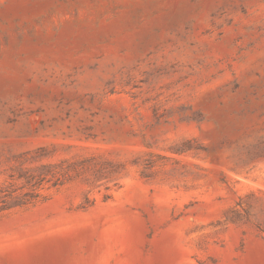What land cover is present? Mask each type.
I'll return each instance as SVG.
<instances>
[{
	"label": "rangeland",
	"instance_id": "1",
	"mask_svg": "<svg viewBox=\"0 0 264 264\" xmlns=\"http://www.w3.org/2000/svg\"><path fill=\"white\" fill-rule=\"evenodd\" d=\"M0 191V264H264V0H0Z\"/></svg>",
	"mask_w": 264,
	"mask_h": 264
},
{
	"label": "trees",
	"instance_id": "2",
	"mask_svg": "<svg viewBox=\"0 0 264 264\" xmlns=\"http://www.w3.org/2000/svg\"><path fill=\"white\" fill-rule=\"evenodd\" d=\"M90 161L85 160L83 162ZM67 162H61L59 164H42L38 167L28 169L25 175L19 176V180L22 184V189H25L26 193L22 196V200L18 203V207H27L35 205L45 198L42 194L44 190L59 189L66 183L72 181V172L76 174V177L80 176L83 172L79 169L66 166ZM86 168V167H84ZM100 174L110 173L109 171L100 170ZM99 174V173H98ZM110 190V188H107ZM3 191H0L2 194ZM7 192V191H6ZM9 195V194H7ZM111 198V195H106L105 200ZM9 210L7 205H3L0 208V212Z\"/></svg>",
	"mask_w": 264,
	"mask_h": 264
}]
</instances>
